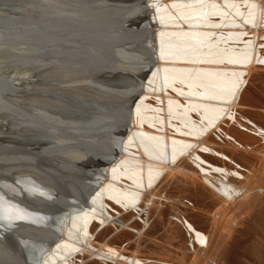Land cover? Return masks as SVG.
Here are the masks:
<instances>
[{"label":"bare ground","instance_id":"6f19581e","mask_svg":"<svg viewBox=\"0 0 264 264\" xmlns=\"http://www.w3.org/2000/svg\"><path fill=\"white\" fill-rule=\"evenodd\" d=\"M146 2L154 59L133 104L122 151L108 163H97V169H84L77 190L63 187L65 214L53 217L60 221L53 227L57 232L48 234H54L55 241L38 249L36 264H227L230 258L225 252L229 253L223 249L229 242L224 247L223 242L240 225L239 216L264 205V113L255 109L252 95L246 97L252 73L264 69V0ZM63 21L20 23L0 9V23L5 24L0 26V49L24 33H72ZM182 48L189 52H180ZM71 49L83 52L78 46ZM95 49L84 51L83 57L98 59L101 50ZM8 61L0 55V92L11 82L7 97L15 104L28 88L23 82L42 67L36 70L39 66ZM116 67L141 69L122 63ZM263 75L258 73L256 79L262 82ZM19 142L16 135L0 132V164L10 163V155L22 145ZM187 191L201 201L200 194L215 197L214 211L198 212L199 219L210 225L209 232L179 209L181 204L189 206L182 200ZM156 223L167 228L168 238L181 239L175 252L164 257L143 253L145 257L141 248H146Z\"/></svg>","mask_w":264,"mask_h":264},{"label":"water","instance_id":"95a60500","mask_svg":"<svg viewBox=\"0 0 264 264\" xmlns=\"http://www.w3.org/2000/svg\"><path fill=\"white\" fill-rule=\"evenodd\" d=\"M0 9L20 23L63 19L72 29L53 36L24 33L0 49L8 64L42 67L23 82L28 88L19 102L7 97L11 82L0 92V132L22 144L10 163L0 164V264H36L38 249L55 241L48 234L60 221L53 217L65 214L63 187L77 190L84 169H97L122 151L133 104L153 64L151 22L146 0H0ZM76 46L83 52L100 48L99 60L72 52ZM71 136L77 142L66 139Z\"/></svg>","mask_w":264,"mask_h":264},{"label":"rangeland","instance_id":"374dc122","mask_svg":"<svg viewBox=\"0 0 264 264\" xmlns=\"http://www.w3.org/2000/svg\"><path fill=\"white\" fill-rule=\"evenodd\" d=\"M258 73H263L264 74V69L254 70V72L252 73L251 78L249 80V84H248V86L246 88V91H247L246 92L247 93L246 97L248 96V98H250L251 95H252L253 97H251L250 99H254V100H251V101L252 102L255 101L254 102V104L256 105V108L255 109L258 112H260V113H264V77H263L264 75L262 76L263 77L262 78L263 81L261 82L260 79H256V77L258 76ZM251 93H253L255 96L253 94H251ZM195 191H197V189H195ZM195 191L193 189L191 192L192 193L194 192V194H195ZM191 192H188L187 194H185V192H184V194H182V197H183L182 200L185 202L186 205H189V206H185V205L181 204V205H179V209L183 211V214L185 213V216L187 218H190L192 221H194L195 224H198V225L200 224L199 227L201 229H203V231L206 229V231L209 232L208 230H210L209 229L210 228V225L208 223H204L205 221L202 222L201 219H199L201 217H199L198 212L200 213V211H202L203 214H207V212H210L211 213L212 212L211 210L214 211V208L212 209L211 206L214 207L213 205H216V203H214V202H216L215 201V197L214 198H209L210 195L208 194L209 196H207V193H205L206 195L205 194L204 195L203 194L198 195V196H200L199 198H201L203 196L201 199H203V201H206V202H204V203H206L205 204L207 206L206 207V206H204L203 201H201L198 198L195 199L194 194L192 195ZM197 193L198 192H196V194ZM206 196H207V198H204ZM204 199H206V200H204ZM199 200L201 202H199ZM211 200L214 201L213 204L211 203ZM209 202H210L211 205H209V208L210 209L208 210V204H209ZM192 203H193V205H192ZM263 206H261V208L260 207H257L258 210L256 208H254V210L252 209L251 211H249L250 212L249 214L246 213V214H242L241 216H239L238 220L240 222V225L238 223L234 227V229L232 230L233 233L231 232L232 233L231 235L227 233V235L225 236V238L228 239L227 236L230 235L228 240H226L225 238H223L224 240H226V242H223V247H224V244H226V243L229 242L228 243L229 244L228 246L226 244L225 248L224 249L222 248L224 250L223 252H225L227 250L228 253H229V254H227V252H225V256L227 255L228 256V259L230 258L229 259L230 262L228 260L227 264H264V250H263L264 249V247H263L264 246V230H263V228H264V225H263L264 224V218H263L264 217V214H263L264 213V211H263L264 209L263 208L264 207ZM193 207H195L197 209H194ZM203 208H204V210H203ZM261 209H263V210H261ZM177 210L178 209H176L174 211L177 212ZM176 212H174V213H176ZM187 212H189V214ZM256 212L258 214L260 213L259 214L260 216ZM190 213H191V215H190ZM253 213H254V215H252ZM171 216L173 218H175V215H171ZM257 218H260V219H257ZM255 219H256V222H255ZM242 220L245 221L246 223H244ZM250 220H252L251 221L252 223H250ZM259 220H261L260 223H259ZM156 224H157V227L155 228V226H154L152 228V230H151L153 233L154 232H156V233H154V235H153V233L151 231H150V233H151L152 236H155V238H157V240L160 239L159 240L160 242L157 241V240H155L153 237L151 238V235H149L150 236L149 237V241L145 243L146 244V246H145L146 248H143V247H142L143 249L141 248V253H142L141 255H143V256H145L146 254H148L147 256H150L149 254H151L152 256H157L158 255V256L164 257V255H163L164 253L167 254L168 252H175V250H177V247H178V244H179V240L181 239V236H178V238H176V239H170V238H168L169 237L168 236V232L166 231L167 228H165L164 226L162 227L161 224H159V223H156ZM246 224H247V226H245ZM259 224L260 225L262 224V225L259 226ZM249 225H251V226H249ZM159 226H160V228H159ZM237 226H240V228L239 227L237 228ZM153 229H154V231H153ZM238 229H239V231H238ZM235 230H237V232H235ZM243 230H245V231H243ZM165 232L167 233V235H166ZM239 232L241 234H238L237 237H236V235L234 236L235 233L237 234ZM163 235H164V238H163ZM233 236H234V239H233ZM240 236H242V237H240ZM239 237H240V239H239ZM150 238L153 239V240H155L154 242H156L157 248H154L156 246H155V244H153V240L151 241ZM259 239H262V242L263 243L261 242V240L259 241ZM169 240H171V241H169ZM119 242H118V244H120ZM149 242H150V245H148ZM257 242H259V245L261 244V246H259ZM151 243H152V245H151ZM189 244H191V243H189ZM123 245H125V244L123 243ZM158 245H160V247H158ZM147 246H149V247H147ZM150 246H153V247H150ZM229 246H230V248H229ZM254 246L257 248V251L259 253L260 252H262V253H260V254H258V252L256 253ZM149 248H150V251H151V249H153V250L155 249L156 251H159V253L156 252V251H155V253H149V252L145 251V249H147L149 251ZM259 249H261L263 251H260ZM128 250H131L130 247H129ZM250 250L251 251L253 250L252 251L253 252L252 254L250 253L251 252ZM160 251L162 253H160ZM143 253H145V255ZM232 253H234V254H232ZM159 254H162V255H159ZM147 256H145V257H147Z\"/></svg>","mask_w":264,"mask_h":264}]
</instances>
